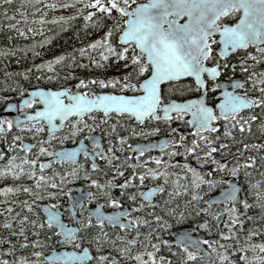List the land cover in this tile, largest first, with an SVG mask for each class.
Instances as JSON below:
<instances>
[{
  "label": "trees",
  "instance_id": "16d2710c",
  "mask_svg": "<svg viewBox=\"0 0 264 264\" xmlns=\"http://www.w3.org/2000/svg\"><path fill=\"white\" fill-rule=\"evenodd\" d=\"M86 1L87 3H72L69 0H4L0 3V107L6 101L21 97L29 89L36 87L89 92L83 87H76L79 80L119 79L125 83L124 76L132 71V66L125 68L124 64L133 55V48L119 46L116 43L117 36L110 54L104 53L101 45H95V41H101L105 31L110 27L115 29L114 24L120 23L121 18L117 17L114 10L111 17L103 16L87 6L91 0ZM90 12L92 15L86 20L85 16ZM90 44L93 45L92 48L88 47ZM122 48L127 49L125 59L118 60L113 53H118ZM57 57L62 59L57 60ZM93 61L96 63L93 64ZM139 78L142 79L143 75H133L128 82L136 83ZM237 118L240 119L238 124L232 120L227 124L228 135H225V121L217 120L214 123L215 132L201 133L206 137L204 141H200L197 135L182 136L174 131L172 139L177 142L176 136L180 137L179 144L175 143L176 145L168 147L157 156L168 165L165 167L163 163L159 166V173L162 175L157 176L158 183L164 189L162 194L165 196V203L158 207V212H152L145 219L149 221L148 230H144L142 224L139 230L121 233L124 234L122 237L110 236L95 244L94 247L102 246L105 254V259L100 264H108L109 261L112 264H139L134 257L139 255L140 260L145 261V253L153 250V243L160 250L179 252L177 247L168 246L164 241L183 227H192L216 238V251L212 253L215 257L213 264H243L242 255L248 258L249 264H257L253 257L264 256V252L252 248L255 244H264V105L244 112ZM168 123L170 122L166 121L159 127L153 124L151 129L160 132L165 127L168 130ZM1 136L0 134V153L3 146ZM192 140H197L195 151L182 154L186 147L191 146ZM209 140L212 141L210 145ZM221 145L225 147L222 148ZM209 148L215 151L205 157L204 153ZM172 151L178 154L170 156L168 153ZM142 160L132 163V160L125 161L120 157L119 164L127 175L138 171L142 165H146L142 171L158 167L151 160ZM213 161L216 163L213 164ZM220 164H225L223 170L219 169ZM184 165L195 169L202 180L216 181L214 186L209 187L196 180V191L200 196L198 201L191 200L192 181L195 177ZM231 169H236L235 175L231 173ZM231 176H236L239 184L236 201L227 205H205V200L219 191L225 185L224 181ZM241 200L248 207H244L239 202ZM3 204L4 200L0 199V208ZM233 207L234 214L225 210ZM24 208L19 204L17 212H0V264L5 261L7 264H16L18 260L28 261L29 264H46L43 261L44 255L50 249L59 247L54 230L49 232L46 227H34L33 221L40 224L44 219L39 209L25 212ZM233 215L236 223H233ZM154 217L160 219L156 220ZM205 221L207 227L200 229L198 225ZM226 223L230 228L225 226ZM37 232L40 233L39 236L34 235ZM249 232L254 235H249ZM221 233L229 238H222ZM122 238L123 241L119 242ZM32 241H38L40 246L33 247ZM36 251L41 253L39 257L33 255ZM221 255L226 259L222 260ZM181 256H184L183 253ZM172 263L184 264L183 260L176 257H173ZM260 264H264V261Z\"/></svg>",
  "mask_w": 264,
  "mask_h": 264
},
{
  "label": "snow or ice",
  "instance_id": "6c2138e0",
  "mask_svg": "<svg viewBox=\"0 0 264 264\" xmlns=\"http://www.w3.org/2000/svg\"><path fill=\"white\" fill-rule=\"evenodd\" d=\"M4 0H0L3 3ZM134 3V0H133ZM65 7L66 5H61ZM102 13L103 16L111 17V13L114 10L117 17H120V23H115L114 27L119 31V40L127 44L129 47L133 48V55L124 64L125 68L129 65L132 66V71L128 72L124 76L125 83L121 86V92L126 88H131L138 91V95H114L110 93H81L79 91L72 92L70 89H61L59 91H33L29 93V98L36 100L43 106L40 110L36 111L34 115L24 114V120L26 122H31L37 118L42 117L46 124H48V137L49 139H55L53 132L57 127H63L64 121L70 117L75 116L81 118L85 115L88 116L89 120H94L91 115L93 112H102L104 117L100 120V123H107V116L110 113H115L117 116L122 114H128L129 116L135 117L137 121H143L145 117H150L153 120H169V113L174 111L178 118L181 117V113L189 115L190 119L188 123L192 126L200 141H204L206 137L202 136L201 133L204 131L215 132L216 128L212 127V124L219 119L225 121V135H228L227 124L231 120H236L237 113L241 109L250 108L256 104L264 105V98L250 97L246 92L237 93L235 91H219L225 86L221 83L216 82V77L224 70L220 67L219 63L213 66H206L205 61H209L213 58L212 45H219L217 51L215 52V57L217 60L223 59L228 53L233 52L237 49H246L249 45H261L264 44V0H146L144 3L134 4L130 3V0H91V3L87 5ZM238 14V19L231 24H221L220 20L224 17L235 16ZM92 13H88L85 16L87 20ZM126 17V18H125ZM181 17H186L182 23H177ZM111 35V27L109 31L103 33V43L108 46V39ZM219 37L218 40L213 39L214 36ZM95 45L99 46L100 41H95ZM134 45V47H133ZM92 48L93 45H88ZM106 50L111 51L110 47H106ZM127 49L122 48L118 53H113L116 55L118 60L125 59V52ZM261 59H264V47L258 49ZM101 58L104 59L103 54ZM255 59L254 57H251ZM57 60L62 59V57H57ZM55 63V60L53 61ZM96 61H93L95 64ZM225 68L227 65L224 66ZM242 72L246 69H241ZM204 74H207V79L212 81L211 90L218 91L220 97L219 103L215 104V113L212 107H209L205 103V94L209 92V88L205 83ZM133 75H143V79L137 81L136 83H129ZM182 77H191L195 83V86L200 90L201 95L195 99L186 100L183 103H174L169 101L167 104L162 103L161 93L159 91V86L162 82L176 80ZM246 80L248 82L249 88L261 93V97H264V87L260 85L264 84V71L259 73L249 72L247 74ZM91 83L98 84L101 88L106 86V82L103 80L90 81ZM89 83L84 80H79L76 87L80 88ZM113 83H119V81L109 80L107 84L111 85ZM228 87L233 89L244 88V83L240 81H230ZM62 97L67 99V103L64 102ZM20 107L23 110L25 107H31L28 98L22 99L20 101ZM59 119L61 122L59 125L53 123L54 120ZM255 119V117H252ZM16 124L18 127L21 126V121L17 120ZM0 125H7L8 128L12 127V121L0 120ZM82 127L91 128V124L85 123L83 119H77L72 123L71 127V137H76L81 131ZM112 130L115 131L116 125L113 124ZM36 131H41L37 128ZM151 131L155 132L156 129ZM175 131V130H173ZM135 135H142L143 133H134ZM108 135V133H105ZM67 138V137H65ZM17 137H13V140ZM92 144V149L89 151L87 145L84 143L78 144L76 147L69 151H54L48 152L47 155L54 158V162H71L76 163V156L78 153L83 154L87 159L93 160V163L88 165L91 171L97 170V165L94 162L95 158L102 156V148L100 143L94 137H88ZM127 137H116V143L123 144ZM44 143H47L45 141ZM179 144V141L176 142ZM211 140L208 141L210 145ZM168 142L165 141L161 148L167 147ZM197 146V140L191 141V146L184 149V155L193 153ZM22 151L27 154L29 150V145H20ZM147 145L136 146L135 152L137 156H142L145 151L148 150ZM155 147V146H153ZM225 147V145H221ZM245 147H248L245 145ZM119 150V149H118ZM46 149L44 147L39 148L40 153H44ZM113 149L111 146L108 148V153H112ZM131 151V147H130ZM215 151L213 148H209L207 152L204 153L205 157H208L211 152ZM171 155H176L175 151L168 153ZM4 154L0 153V157ZM13 157H8L9 167L6 169H0V174L6 173L13 176H19L24 173V169L21 167L19 172L15 169L17 165L13 162ZM157 164L164 163L167 167L166 162L156 160ZM216 162L213 161V164ZM21 164H35V160L29 161L27 159L21 160ZM47 165H43L46 167ZM146 167V165H142ZM78 168L83 170L80 165ZM136 167V166H133ZM220 170L225 168V164H220ZM239 167V166H238ZM119 168V165L117 166ZM188 171H191L195 179L192 181L193 193L191 195L192 201H198L200 199L199 194L196 189L198 185L196 180H200L202 184H207L209 187L215 185L216 181L208 180L204 181L201 179L199 174L195 169L189 168L188 165H184ZM116 175H122L117 169H113ZM233 175L236 173V169L230 170ZM211 173H209L210 175ZM34 175V173H33ZM69 173H64L67 177ZM73 178H76V170L73 169L71 173ZM162 175V173L156 172L151 168H147L145 172H141L137 177L135 171L132 175L128 176L122 184L116 185L117 187L124 189L126 186L132 184L133 178L143 181L145 177L154 179L156 176ZM31 179V177H28ZM45 178L35 177L34 185L37 189L41 188V183L39 181ZM62 182L66 183L63 177L60 178ZM84 179L88 181L91 188L98 189L101 195H104V190L106 187L112 186V181L115 177L110 178L106 183H98L96 179H90L88 175L84 176ZM227 185L226 188L222 189L221 200L215 201L220 203L221 201L227 205L228 202H235L237 199L238 188L235 184L224 181ZM45 187L56 188V183L50 185L46 184ZM21 189L17 187L13 189L7 187L5 189H0V192H12L20 191ZM23 192L29 193L30 189L24 187ZM163 188L157 186L156 188H148L147 191H141L136 195H139L144 200H149L150 197L154 195L155 192H163ZM60 196L66 195L65 191L61 189ZM48 198L57 199V193L48 192ZM89 198H97L96 193L92 191L80 192L79 195H74L72 199V210L74 223L79 225V227H69L66 226L61 220V213L56 210L58 208L57 204H51L47 207L39 208V211L44 213V219L42 223L36 224L33 221L34 227L38 229L47 228L49 232L54 234L61 239L62 242L72 243L78 239L76 233L81 230L88 229L92 220L95 219L96 224L100 226V231L98 234L93 236V243H99L101 237L106 239V234L103 233V225L107 221L112 224H119L121 228L134 227L137 224L136 220L130 221L128 225H125L120 217L123 216L127 218L128 213L120 212L115 213L111 216H106L101 211V206L97 205L93 212H89L88 218L85 220L83 217L75 218V209H81L83 212L86 207L85 201ZM35 200L43 199L39 193L34 197ZM129 200H134L135 195L129 196ZM106 202L113 206L118 207L117 201L113 198H107ZM244 207H248L245 201H239ZM209 207H211V203ZM28 207L27 203L25 204ZM142 207L144 205H141ZM230 211L235 213V207ZM10 212L11 209L9 208ZM29 211L31 209L29 208ZM171 211V209H169ZM201 211L207 212L208 209H201ZM198 214V213H197ZM219 215V213H217ZM215 218V217H213ZM26 219V217H25ZM154 219L159 220V217H154ZM179 219V217H177ZM233 223H236L235 216L232 217ZM226 227H229L227 223ZM163 227V225H161ZM200 229L207 227V221L200 223L198 225ZM34 235L39 236L40 233H34ZM249 235H254V233L249 232ZM222 238L228 239L229 237L221 233ZM175 243L180 251L183 253L184 258L187 261H195L198 254L207 255V252L201 249L202 244H208L209 241L195 238L187 230L179 233L175 238ZM159 243V240L157 241ZM129 243H134V241H129ZM33 247H39L38 241H32ZM76 247H79L77 244ZM152 248H156V244L152 245ZM189 248L193 251H189ZM253 249H259L264 252V244H255L252 246ZM99 250V249H97ZM123 252V249L120 250ZM149 261L152 264H159V261L155 260L153 257V252L145 253ZM33 255L39 257L41 253L36 251ZM139 261V264H147V261L140 260V256L134 257ZM91 257L87 249L80 251L79 253L62 252L59 255H53L48 258V264H89ZM104 257H98V262H103ZM221 259L224 260L226 257L221 255ZM260 264L264 261V256L253 257ZM241 261L243 264H249L248 258L241 256ZM7 264V262H3ZM16 264H29L28 261L18 260ZM108 264H112L111 261Z\"/></svg>",
  "mask_w": 264,
  "mask_h": 264
},
{
  "label": "flooded vegetation",
  "instance_id": "af4514ba",
  "mask_svg": "<svg viewBox=\"0 0 264 264\" xmlns=\"http://www.w3.org/2000/svg\"><path fill=\"white\" fill-rule=\"evenodd\" d=\"M236 19H238V14L235 16L224 17L220 20V23L221 24H225V23L231 24V23H234ZM213 39L218 40V36H214ZM263 46H264V44H263ZM218 47H219L218 44L212 45L213 58L209 61H205V64H206V66H213V65H216L217 63H219L220 67L224 69L220 73V75L216 77V82L221 83L225 86L223 89H221L219 91H225L226 90L229 92L235 91L237 93L246 92L247 95L250 97L264 98V97H261V93H259L258 91L250 89L248 82L246 80L247 74L249 72H256L257 73L260 70H264V59H261V55L258 51V47L249 45L246 49H238V50L226 55L223 59H221L219 61L215 57V52L217 51ZM251 57H254L255 59H252ZM225 65H227L226 68L224 67ZM242 68L246 69V71L242 72L241 71ZM204 79H205L206 85L209 88V92L205 94V103L209 107L215 106V104L218 103L219 99H220V97L218 95V91H212L211 90L212 81L207 79L206 74H204ZM230 81L243 82L244 88L233 89L231 87H228V83ZM184 83H188L190 85V91H185L184 94H181L183 92V90L180 89L179 91H181V90L182 91L180 92L179 96H176V98H171L170 100L176 99V100L182 101L185 99L197 98L199 95H201L200 90H198L196 88L194 82L190 79L179 81V82L175 83L174 85L181 86ZM260 87H264V84L260 85ZM79 92L85 93V94L90 93V92H84V91L83 92L79 91ZM104 92L110 93V94H117L114 92L113 89H110V88H106L105 91H101L98 93H104ZM160 93H161L162 103L170 101V100L162 98V89H161ZM26 95H27V93L22 95L21 97H16V98H14L12 100H8V101L18 103L20 101V99ZM29 102L31 104V107H25V108H23V110L21 108H19L17 110V112L18 113L22 112V113L31 114V113H34L37 109L41 108V104L37 100H31ZM5 103H7V101ZM5 103L0 107V110L3 108ZM65 103H67L66 100H65ZM259 105L260 104H256L255 106L250 107L249 109L240 111L239 113H237V117H239L240 114H242L244 112H247V111L250 112V111L254 110V108H257ZM214 113H215V110H214ZM91 115L94 117V120H89L87 115L83 116L80 119H83L85 121V123H87V124H91L92 127L91 128L82 127L81 131L77 134L76 137L65 138L67 135L66 132L68 131V128L72 127V123L75 122L77 119L72 117L68 121H66V123L60 129V131L58 133H53L54 137L58 136V137L62 138L61 139L62 143L55 145L54 142H50V147L44 153H42L43 156H41V158L36 161L35 167L29 168L28 173L30 174V176H34V180H35V177H38L39 175H44V174L50 172V169L54 168L55 166H60V167H62V169H65V170L67 169L68 171L70 169L71 173H72L73 169L76 170V173H77L76 178H73L71 173H69V175L67 177H65V176L63 177L64 180H66L67 182L64 183L60 180L61 186L57 187V189L47 187V193L50 192V188L55 193H57V199H53L51 202H54L55 204L58 205L59 210L62 212L63 220L66 221L67 224H69V225H76L74 223L73 214L71 213V212H73L72 202L70 203L69 198L73 199V197H70V196L75 192L74 188L79 186V187H81V192L92 191L93 193H96L97 198L87 199L85 201L86 207L84 208L83 212H81V209H79V208L75 209V218L76 219L83 217V219L86 220L88 218V212H91L93 209H96L97 205H100L101 211L105 212V213H108V212H125V211L129 212L127 218L120 217L121 221H127L128 223H130V221H132V220L137 221V224L134 227H131V229L121 228V227H117V226H110V225H107L106 223H104L102 231H103V233L106 234V237L110 238V236H112V237L116 238L119 235H121V237H122L124 234H121V233L130 232L134 229L139 230V226H141L142 224H143L144 230H148L149 229V221H145V219H148L149 215L152 212H158L159 211L158 207L161 205L159 203L161 201L163 203H165V201H164L165 196H163L162 192H158V194L155 195L152 200L145 201L139 195H136V194L141 192V191H144L146 188H148L150 186H155V187H157V186L162 187V186H161V184L158 183L157 179L153 180L147 176L145 177V179L143 181H140L139 179H136L134 177L132 184L130 186H126L124 189H121V188L116 186V185L122 184L124 182V180L132 174L131 173L128 175L125 174L124 170H122L120 167L121 165L119 164L120 161L118 159V148L117 147H122V145L121 144L118 145L116 143L117 134H115V132H117V130L115 129V131H113L111 126L113 124L116 125V122H115L116 119L125 118L128 120L129 124L132 127L133 126L135 127L134 131H132L130 134L134 135V133H143L142 135H136L130 141L129 148H127V151H129V153H131V155H128V160H132V163L134 161L139 162V160H142V159H143L142 161H149L150 158H156V159L160 160L159 158H157L158 154L165 152V150L168 149V147L173 146L171 144L172 142H174L172 139V136H171L174 133L173 129L171 128L173 126H169L168 130L165 127H163L162 128L163 131H160V132L151 131L152 130L151 126L153 124H157L159 127L161 125H164L166 123V121L170 122L174 119H178V117H177V115H174V116L170 117L169 120H159V119L153 120L149 117L142 123H135V122H133V119L130 118L129 116H125V115L117 116L115 113H110L107 116V123L102 124V123H100V120L104 117V114L102 112H93ZM181 117H182L183 121L185 122V124H184L185 129H175V132H177L179 135H182V136L183 135H189L190 137H192V136L196 135L195 131L188 132L189 123H188L187 115L181 114ZM0 120L10 121L8 116H3L0 118ZM230 120H231V118H230ZM214 123L212 124L213 126H214ZM34 125L40 126L43 130H45V134H46V125L43 121L27 123V124L21 125L20 127H15L12 124L11 128H8L7 125H2V128L4 131L0 132V134L2 135L1 136V143L3 145L1 148V151L4 154V158L6 160H8V157L10 155L9 145H8L9 140H10L9 136H12V138H13V134L18 132L20 129H22L24 127H28V126H34ZM116 128H117V125H116ZM105 133H108V135H105ZM46 135L48 136V134H46ZM90 136L94 137L100 143L101 148H102V156L106 157V159L101 158L100 156L95 158L94 162L97 165L96 171H91L88 167V165L93 163V160L87 159L82 154L79 156L78 161L75 164L64 163L63 161L54 162L51 160L52 157L47 155L48 152H53L57 148L74 146L80 140H82L83 143L85 145H87L89 151H91V150H93L92 144L90 143V140L87 139ZM163 136H167V138L170 142L169 146L165 149L145 152L142 156L133 155L132 152L130 151V147L135 143H151V142L157 143V141ZM176 137L178 138V141L180 142L181 138L178 136H176ZM23 142H28V143L32 144V146L28 150V153H27L28 155H30L31 152H35L37 150V144L32 142V140H30V139L29 140L19 139L18 140V150H17L19 153L25 154L22 151V148L20 147V145H22ZM109 146H111L113 149L112 153H108ZM123 152H125V150H123ZM30 160H33V157H30ZM43 162H46V165H47L46 167L42 166ZM6 163H7L6 161H3L1 163L0 167L6 169L7 168ZM77 165H80L83 170L81 171V169L78 168ZM118 165H119V168H117ZM142 168H144V166ZM113 169H117V171L121 172L122 175L117 176L116 172L113 171ZM141 169H138V171H135V172H137L136 176L138 174H140L141 172H143ZM33 173H34V175H33ZM85 175H88L90 179H96L98 181V183H106L112 177H115V179L112 181V186L106 187L104 190V195H101L99 193L98 189L90 187V185L88 184V181L84 179ZM68 179L70 182L68 181ZM150 179L153 181H151ZM33 181L28 182V186L30 187L31 195H32L30 198H26L24 196H17L14 199L12 198V201L4 202L2 208H0V212H9L8 211L9 208L11 209L10 212H12L13 210L15 212H17V207L19 204H21V206L25 207L24 208L25 212H29V208L33 209L34 212L37 211V209H39V206L41 203H47L48 205L54 204V203H50V198L42 199V201H38V200L34 199L33 195L36 194L37 191L34 189L35 185H34ZM48 185H50V175H49ZM5 188H7V187H4L2 189H5ZM61 189H63L65 191L66 195H63V196L59 195ZM132 195H135V199L129 200L128 197L132 196ZM109 197L113 198L117 201L118 207H113L106 202L107 198H109ZM26 203H27L28 207L25 206ZM141 205H144V206L142 207ZM161 206H163V205H161ZM76 227H79V225H76ZM99 231H100V226L97 225L95 219H93L92 224L88 229L81 230L80 232L76 233V235L78 237V239L76 241H73L72 243H65V242L58 243L57 242L59 247L55 248V249L66 248V249H72V250L79 252L83 247H87L89 249L91 255H92V258L89 261V264H100V262H98L97 258L105 255L103 252V247L102 246H95L94 247V245L97 243H93V239H92L94 235L99 233ZM87 239H88V241L86 242ZM103 239L104 238L101 237L100 241L102 242ZM57 240H58V238H57ZM203 240H206V239H203ZM122 241H123V238L119 240V242H122ZM77 244L79 245V247H76ZM153 244H155V243H153ZM98 245H100V244H98ZM203 245L205 247H207V244H203ZM175 247H177V246H175ZM97 249H99V250H97ZM177 249L179 250V252H181L178 247H177ZM166 250L167 249H163L162 250L163 253H166ZM197 257H198V255H197ZM95 261H96V263H95Z\"/></svg>",
  "mask_w": 264,
  "mask_h": 264
},
{
  "label": "rangeland",
  "instance_id": "374dc122",
  "mask_svg": "<svg viewBox=\"0 0 264 264\" xmlns=\"http://www.w3.org/2000/svg\"><path fill=\"white\" fill-rule=\"evenodd\" d=\"M72 3H78V2H84L87 3L86 0H69ZM145 0H130V3H132V6H134V4H138L140 2H143ZM86 5V4H85ZM83 5V6H85ZM109 31V30H108ZM119 36V31L115 30V29H111V35L109 36L108 39V46H105L103 43V38L100 41V45L102 47V50L104 51V53L110 54L112 52V50L114 49L115 46V37ZM117 43V40H116ZM114 45V46H113ZM106 47H110L111 51L106 50ZM264 71V70H260L259 72ZM257 72V73H259ZM141 78V77H140ZM137 79V81L141 80V79ZM90 81H95L94 78L88 79L85 86H83V88H85L86 91H89L90 93H98L101 91H105L106 88H110L113 89L115 93H120V94H126V95H136L139 92L136 90H133L131 88H126L121 92V86L124 84L122 83L119 79L117 80H113V81H119V83H113L111 85L107 84V82L109 81L106 80V86L101 88L98 84L95 83H91ZM97 86V87H95ZM87 87H89L87 89ZM180 89L183 90V92L181 94H184L185 91H190V85L188 83H184L181 86H176L174 84H169L166 85L165 87L162 88V98L163 99H167L170 100L171 98H176V96H179ZM239 118H236V120H232L235 124L239 123ZM116 125H117V132H115V134H117V136L120 137H127V139L123 142L122 145V151H120L121 147H117L118 150V159L121 157L123 158L125 161H129L128 160V155H131V153H129V151H127V148H129L130 145V141L136 136L135 134L132 135L130 134L132 131H134L133 127L129 124L128 120L125 118H121V119H116L115 120ZM185 122L183 121L182 118H178V119H174L172 121H170V123L167 124V126H173L171 127L173 130L175 129H185L184 127ZM240 126V125H238ZM39 128L41 129V131H36V129ZM137 129V128H136ZM71 127L68 128V131L66 132V137L70 138L71 135ZM178 135V134H177ZM13 137H17V139L13 140L12 136H9V152L10 155L9 157H13V162L17 165V168L15 169L16 172L20 171V168L22 167L24 169V173L19 175V176H13V175H9L6 173L0 174V189L4 188V187H11L13 189H16L17 187H19L21 190L20 191H12V192H0V199L4 200V202H8V201H12V198H16L17 196H24L26 198H30L31 195V190L29 193H25L23 192V188L24 187H28L30 189V187L28 186V182H31L34 180V176H30L29 172V168L31 167H35V164H21V160L27 159L29 161L30 157H33V160H35V163L38 159L41 158L42 153L39 152V148L40 147H44L46 150L50 147V142H54L55 145L61 144L62 143V138L56 136L55 139H49V137L45 134V130H43L40 126L34 125V126H28V127H24L22 129H20L18 132H16L15 134H13ZM19 139H23V140H32V142L37 144V150L35 152H31L30 155L28 154H22L19 153L18 150V140ZM178 140V138H177ZM45 141H47V143H44ZM176 142H172V145H176ZM123 148L124 150H126V153L123 152ZM16 150V151H15ZM150 160L152 161V163L154 164V166H158L155 167L153 170H155L156 172H159V169L163 163L157 164L156 163V158H150ZM3 161H6V165L7 168L9 167V163L8 160H6L4 158V155L2 157H0V166L1 163ZM39 164V163H38ZM249 166V164H247ZM158 168V169H157ZM0 169H5V168H1ZM145 169V167H144ZM71 173V170L69 169V171L66 169H62V167L60 166H55L54 168L50 169V172L44 174V175H39L38 177L42 176L45 179L39 181V183H41V188L37 189L34 186V189L37 191V193H39V195L43 198L46 199L48 198L47 196V187H45L46 184H48L49 182V175H50V184L51 183H56L57 187L61 186V182L59 181L61 177H64V173ZM145 172V171H143ZM60 173V174H59ZM140 174H138L137 176H139ZM31 177V179H29L28 177ZM54 176V177H53ZM232 178L236 179V176H231ZM56 179H59L58 181H56ZM152 179V178H151ZM150 179V180H151ZM157 179V176L154 178ZM153 179V180H154ZM151 180V181H153ZM226 185V184H225ZM54 188V189H57ZM50 192H54L51 188H50ZM36 193V194H37ZM34 194L33 196L35 197ZM53 199H50V203H54L51 202ZM14 201V200H13ZM38 201H42V199L38 200ZM55 204V203H54ZM159 204L163 205L164 203L161 201ZM207 248L211 250L212 253H214V251H216V246L215 245H211V244H207ZM163 250V249H162ZM160 250L158 247H156L155 249L151 250L150 252H153V257L155 260L159 261V264H173L172 263V259L173 257L176 258H180L181 260H183L184 264H213L215 262V257L214 255L208 259H203L200 258L199 256H196L195 261H187L184 256H181V252H175L172 251L171 249H167L166 253H163V251ZM173 256V257H172ZM147 264H152V261L148 260V257L146 255V260Z\"/></svg>",
  "mask_w": 264,
  "mask_h": 264
},
{
  "label": "water",
  "instance_id": "95a60500",
  "mask_svg": "<svg viewBox=\"0 0 264 264\" xmlns=\"http://www.w3.org/2000/svg\"><path fill=\"white\" fill-rule=\"evenodd\" d=\"M145 2H146V1H145ZM141 3H144V2H141ZM184 19H186V17H181V18L177 21V23H182V22L184 21ZM217 36H218V35H217ZM218 39H219V37H218ZM117 43H118L120 46H128L127 44H125L124 42H122V41L119 40V36H118V38H117ZM251 46H253V45H251ZM255 46L258 47V49L264 47L263 44H261V45H255ZM237 50H238V49H237ZM234 51H236V50H234ZM234 51H233V52H234ZM230 53H232V52H230ZM230 53H228V54H230ZM228 54H227V55H228ZM206 75H207V74H206ZM187 79L192 80L191 77H182V78H179V79H176V80H171V81H165V82H162V83L160 84V86H159V91H160L161 87L164 86V85H166V84L174 83V82H178V81H183V80H187ZM192 81H193V80H192ZM193 82H194V81H193ZM194 84H195V83H194ZM61 89H66V88H59V89L43 88V87L31 88V89L28 90V94H27L26 96L22 97V98L20 99V101H21L22 99H25V98H28L29 101L33 100V99L29 98V93H30V92H33V91H37V90H39V91H59V90H61ZM104 93H105V92H104ZM139 94H140V93H139ZM114 95H126V94H114ZM137 95H138V94H137ZM126 96H131V95H126ZM61 99H63L64 102H65V100L67 101V99L64 98V97H62ZM192 99H195V98H192ZM36 100L38 101V98H37ZM186 100H189V99H185V100H182V101H181V100L172 99V100H170V101H171V102H174V103H183V102H185ZM20 101H19L18 103H15V102H12V101L7 102V103L4 105V107L0 110V117L8 116L9 119H10V121H12V124H13L15 127H18L17 124H16V121H17V120H20V121H21V125H24V124H27V123H33V122H37V121H43V122L45 123V121H44V119H43L42 117L37 118L36 120H33V121H31V122H26V121L24 120V114H25V113H22V112H19V113H18V112H17V110H18L19 108H21V107H20ZM168 102H169V101H168ZM168 102H165L164 104H167ZM218 103H219V102H218ZM42 107H43V106L41 105V108H42ZM41 108L37 109L36 111L40 110ZM212 108H213V110H215V106H212ZM246 109H249V108H244V109H241L240 111H242V110H246ZM36 111H35V112H36ZM35 112H34V113H31V115H34ZM181 114H183V113H181ZM122 115L129 116L128 114H122ZM174 115H177L176 112H174V111H172V112L169 113V116H170V117H172V116H174ZM185 115H186V114H185ZM72 117H74L75 119H80V118H77V117H75V116L73 115V116L68 117V118L64 121V124L66 123V121H68V120H69L70 118H72ZM129 117L132 118V119H133V122H135V123H142V122H144L147 118H149V117H145L143 121H137V120L135 119V117H133V116H129ZM187 117H188V121H189V119H190L189 115H187ZM81 118H82V117H81ZM53 123L56 124V125H59L61 122L59 121V119H56V120L53 121ZM45 125H46V134H48V127H49V126H48V124H46V123H45ZM212 127H213V126H212ZM61 128H62V127H57L53 133H58V132L60 131ZM3 131H4V130H3V128H2V125H0V132H3ZM192 131H194V129H193L192 126L189 124L188 132H192ZM204 132H205V131H204ZM165 141H167V142H168V145H169V140H168L167 136H163V137H161V138L157 141V143H154V142H151V143H135V144H133V145L131 146V152H132L133 155H136L135 147H136V146H142V145H147V146H149V147H148V150L145 151V152L154 151V150H162V149L166 148V147H164V148H161V147H160L161 145H163V144L165 143ZM80 143H83V141L80 140V141H78V143H77L76 145H74V146H71V147H61V148H57V149H55L54 151H60V150H63V151H69V150H71L72 148L76 147V146H77L78 144H80ZM90 143H91V142H90ZM22 144H23V145H29L30 147L32 146V144H30V143H28V142H23ZM153 146H155V147H153ZM30 147H29V148H30ZM54 151H53V152H54ZM80 155H81V153H78V154H77V156H76V162L78 161V158H79ZM82 155H83V154H82ZM83 156H84V155H83ZM51 160L54 161V158L52 157ZM64 163H71V162H64ZM71 164H75V163H71ZM43 165H46V162H43L42 166H43ZM228 182H229V183H233V184H235L236 187L238 188V193H239V185H238L237 181H236L234 178H230V179L228 180ZM226 187H227V185L224 186L223 188H221L218 192H216V193L212 194L211 196H209V197L206 199V201L210 202V203H211V206H213V205H222V204H225V203H223L222 201H221L220 203H216L215 201H217V200H221V192H222V189H224V188H226ZM148 188H153V189H154V188H156V187H155V186H150V187H148ZM148 188H146L144 191H147ZM74 190H75V192H74L70 197H73L74 195H79V193L81 192V187H79V186H78V187H75ZM238 193H237V195H238ZM157 194H158V192H155L154 195H153L152 197H150L149 200H145V201H150V200H152V199L154 198V196L157 195ZM141 198H142V197H141ZM142 199H143V198H142ZM69 201H70V203H71V202H72V199L69 198ZM206 201H205V203H206ZM230 202H231V201H230ZM230 202H228V203H230ZM206 205L209 206V203H206ZM47 206H48L47 203H41L40 206H39V208H43V207H47ZM56 210H58V211L61 213V220H62V222H63L66 226H69V227H76V225H69V224H67V222L64 221L63 218H62V212L59 210V208H57ZM94 210H95V209H93L91 212H93ZM41 213H42L43 216H44V213H43V212H41ZM71 213L73 214V212H71ZM103 213H104L106 216H111V215H113V214H115V213H120V212H108V213L103 212ZM127 213H129V212H127ZM88 214H89V212H88ZM121 217H123V216H121ZM122 222H123L125 225H128V224H129L127 221H122ZM105 223H106L107 225H110V226H117V227H120L118 223H117V224H112V223H108L107 221H106ZM125 228H126V229H131V227H125ZM185 230L189 231V232L191 233V235H192L193 237H195V238H199V239H202V240H203V239H206V240L209 241L210 243H214V242L216 241L215 237L207 236V235H205L204 233H201V232L196 233L194 228L189 227V228H181V229L175 231V232L173 233L172 239H167V240H166V243H168V244L171 245V246H177L176 243H175L174 238H175L179 233H182V232L185 231ZM57 242H58V243H62V241H61L60 238H58ZM85 249L88 250V252H89V256L92 258V255H91V253H90V251H89V249H88L87 247H83L80 251L85 250ZM201 249L207 252V255H203L202 253L199 254L201 257H209V256H210V250H208L203 244L201 245ZM189 250H193V249L189 248ZM80 251H79V252H80ZM62 252L79 253L78 251H75V250H72V249H66V248L55 249V248H53V249H50V250L44 255V257H43L44 262L48 264V258H49V257H51V256H53V255H59V254L62 253ZM90 260H91V259H90Z\"/></svg>",
  "mask_w": 264,
  "mask_h": 264
},
{
  "label": "bare ground",
  "instance_id": "6f19581e",
  "mask_svg": "<svg viewBox=\"0 0 264 264\" xmlns=\"http://www.w3.org/2000/svg\"><path fill=\"white\" fill-rule=\"evenodd\" d=\"M212 257V256H211Z\"/></svg>",
  "mask_w": 264,
  "mask_h": 264
}]
</instances>
